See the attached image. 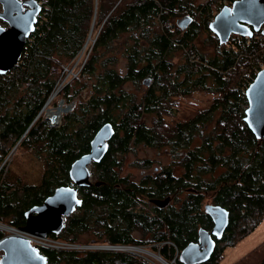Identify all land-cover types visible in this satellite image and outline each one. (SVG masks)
<instances>
[{
    "label": "trees",
    "instance_id": "obj_1",
    "mask_svg": "<svg viewBox=\"0 0 264 264\" xmlns=\"http://www.w3.org/2000/svg\"><path fill=\"white\" fill-rule=\"evenodd\" d=\"M210 6L193 0H100L102 26L89 60L59 94L74 107L61 127L51 128L42 117L35 119L55 88L58 69L86 44L95 0H47L14 68L18 74L0 75L1 223L24 227L31 207L61 186L76 187L69 177L72 163L90 152L96 133L111 123L115 133L108 151L90 170L93 183L100 185L78 188L81 207L51 238L77 242L80 234L91 232L96 243L153 245L168 263L178 250L176 264H182V248L198 238L201 228L212 230L206 206L213 204L229 212V225L204 264H222L227 251L259 226L264 140L244 120V90L248 78L251 83L256 78L253 63L263 56L264 40L243 37L237 50L211 54L219 39L200 40ZM185 16L193 22L182 31L177 22ZM182 46L200 62L191 63ZM120 62L123 70L117 68ZM130 83L136 90L127 88ZM199 92L212 99L207 108L194 110L191 98ZM19 141L45 162L38 185L13 182L3 173L2 164ZM137 147H166L174 160L159 173L133 181L121 171ZM151 164L152 159L139 158L132 165L148 169ZM174 168L182 170L180 176ZM167 195L180 204L169 205L166 215L153 211L149 199ZM208 198L211 203L204 206ZM39 251L48 264H148L123 252Z\"/></svg>",
    "mask_w": 264,
    "mask_h": 264
},
{
    "label": "water",
    "instance_id": "obj_2",
    "mask_svg": "<svg viewBox=\"0 0 264 264\" xmlns=\"http://www.w3.org/2000/svg\"><path fill=\"white\" fill-rule=\"evenodd\" d=\"M0 3L4 6L0 18L10 25L8 29L0 27V75H5L18 63L28 38L35 30L41 10L38 5L32 6L29 1L25 4L31 7L25 12H22V5L17 0H0ZM99 6L100 0H96L95 14L99 12ZM192 22L191 17L185 16L177 24L185 31ZM210 30L221 45L226 44L233 35L253 38L256 33H261L264 36V0H236L231 6L223 7ZM150 84L151 79L144 80L146 87ZM245 95L248 107L244 120L256 138L264 140V69L256 75ZM114 133L111 123L100 128L91 141L90 152L71 165L69 177L76 187L61 186L41 205L31 207L25 213L26 225L18 228L19 231L41 238H47L51 234L59 235L63 231L65 219L82 205L78 188L100 185V182L93 183L90 166L92 163H100L105 157ZM169 202L170 198H167L159 206L165 208ZM206 212L213 217L214 229L199 230V242L190 243L181 251L182 264L207 262L217 245L214 237L221 239L228 228L229 212L224 207L208 205ZM0 253L1 264H48L47 258L23 236L8 235L3 238Z\"/></svg>",
    "mask_w": 264,
    "mask_h": 264
},
{
    "label": "rangeland",
    "instance_id": "obj_3",
    "mask_svg": "<svg viewBox=\"0 0 264 264\" xmlns=\"http://www.w3.org/2000/svg\"><path fill=\"white\" fill-rule=\"evenodd\" d=\"M197 2L200 5H211L210 9L208 10L211 14L212 11H216V9H219V4L223 0H193ZM230 3V0H227ZM221 6V5H220ZM95 8H96V0H95ZM100 10V9H99ZM110 13V12H109ZM99 12L95 14L94 19L91 23L90 33L87 38V42L84 45L83 49L79 52V54L74 58L73 60H66L67 63L63 64L65 66H69L70 63H73L74 60L79 63L78 66H76L75 73L79 71L81 64L86 63L89 60L90 53L93 49L94 43L97 40L99 31L101 29L102 24L98 21ZM208 14L205 13V16ZM99 23V24H98ZM206 27V29H205ZM204 29H202V33H200V40H206L214 38V34L211 33L208 26H205ZM178 36V35H177ZM179 38V36H178ZM258 40H264V39H258ZM231 43H233V47L230 48ZM227 44V45H226ZM226 44V46H222V50H237L238 44L236 42V39L229 40ZM218 46L211 47V54L216 53L218 55ZM210 49V47H209ZM209 51V50H208ZM207 51V52H208ZM262 54H264V48L261 49ZM178 59H175V62H177ZM73 65H70L69 68H72ZM118 69H124V62H120L117 65ZM62 69V66L60 67ZM60 69H58V72H60ZM60 74V73H59ZM127 88H132L133 90H136V87L133 86L131 83L127 85ZM86 91H83V98L86 97ZM58 96L52 103H48L46 106V111L48 116H46V113H42L40 117L44 119L47 123L50 122V119L53 117L49 110L53 111L54 116H59L60 127L62 126L63 122V116L71 112V110L74 107V103H60L61 101H64L63 99L59 98ZM212 99V95L199 92L197 93L193 98H191L192 109L196 108H207L208 104L210 103ZM57 101V102H56ZM59 105V106H58ZM71 105V106H67ZM58 106V107H57ZM57 107V109L53 110L52 108ZM66 107L69 110L65 109L63 112H59V108ZM67 110V111H66ZM50 118V119H49ZM47 126V124H46ZM48 127V126H47ZM58 128V127H56ZM21 141H19L11 150L9 157L6 159V161L2 164V167H4V175L8 174V176L11 178V181L17 182L21 184H29V185H38L41 181V178L44 173L45 169V162L40 158V156L35 152V150H32L30 147H24L19 146ZM140 148V149H138ZM134 152H130L124 162V166L122 167L121 174L123 176H130V178L133 181L139 182L142 179L143 174L145 173H152L157 174V170H160L162 168H165L169 166L173 162V157L166 152V147H163L162 149H151V148H141L137 147L133 150ZM143 159V158H150L152 159V164L148 169L144 168H135L132 164L137 159ZM179 168H174L173 172ZM182 170L180 169V173ZM177 175V173H174ZM211 203V199H204V206ZM213 205V204H211ZM5 224V223H4ZM8 225V224H5ZM8 232V231H5ZM5 232H2L4 234H7ZM9 233V232H8ZM137 237L139 235L136 234ZM95 234L94 233H82L78 237L77 242H68L65 240H62V243L65 244V249L68 251H81V252H89L90 250H87L83 248L84 245H87L91 242H94ZM70 243V244H68ZM76 245H79L76 247ZM109 245V244H107ZM70 247V248H67ZM75 247V248H74ZM141 250H147L149 251V254L155 253L158 254V252H155L153 249V245H144L141 247H138L137 252L139 253ZM137 254L136 256H138ZM152 255V254H151ZM139 257V256H138ZM264 259V218L262 222L259 224V226L253 230L250 234H248L243 240L240 241V243L233 249H229L226 253V258L224 259L222 264H260L262 260Z\"/></svg>",
    "mask_w": 264,
    "mask_h": 264
},
{
    "label": "built area",
    "instance_id": "obj_4",
    "mask_svg": "<svg viewBox=\"0 0 264 264\" xmlns=\"http://www.w3.org/2000/svg\"><path fill=\"white\" fill-rule=\"evenodd\" d=\"M46 4H47V0H44V1H41L39 5L42 8L44 6L45 9H46ZM231 5L232 4H230L227 0H223L219 4V9H216V11H212V14L210 12H208V15H207L206 20H205V26H208L210 28V26L215 22L216 16L219 14L221 9L223 7L231 6ZM233 36H234L233 39H236L237 43L240 42L241 38H243L240 35H233ZM254 37L256 39H264V36L261 33H256L254 35ZM230 46H231L230 48H232L233 47V43H231ZM221 47L222 46L219 45L218 55H224L225 51L222 50ZM181 49H182L184 54L188 55L189 61L191 63L200 62V57L198 55L190 53L188 51V49H186V47H184V46H182ZM226 51H230V50H226ZM85 64L86 63H82L79 71L76 72V73H75L74 69L76 68V66L79 65V63L76 62L75 60H74L73 63H70V65H73L72 68H69L70 65L69 66L61 65L62 69L60 70V77H59V79L56 82L55 88H54L52 94L50 95L49 99L47 100L46 104L43 106L42 110L40 111V113L36 117L35 121H37L39 116H41V114L44 113V112L46 113V116H48L47 111H46V106L48 105V103H52L53 104V101L59 96L60 92L64 89V87L69 82H71L73 79L77 78V76L79 75V73L81 72V70H82V68L84 67ZM15 66H14V68H15ZM14 68H12L8 73H6L5 76H7V77L8 76H12L13 73L14 74L15 73L18 74V71H15ZM263 69H264V54H263V56H262V58L260 60H257V61H255L253 63L252 73L257 75ZM10 72H12V73H10ZM250 78H251V76L248 78V80H247V82L245 84L246 85L245 90H244L245 93H246V90L248 89V87L251 85ZM60 103H65V102L61 101V102H59V104ZM67 106H71V105H67ZM57 107L52 108V109L55 110V109H57ZM53 120L56 121L57 119L53 118ZM60 122H61V120H60ZM60 122L58 124H55L50 119V122H48V123L46 122V124H47L48 127L53 128V127H60V125H61ZM2 226L5 227L7 225H5L4 223L0 222V227H2ZM11 229L13 230V232H12L13 235H20V236L26 237L30 241L32 246L35 247L38 250L39 249H65L66 248L65 244L62 243V241L54 240L50 236L47 237V238H41V237H37V236L30 235V234H27V233H22L21 231H19L16 228H11ZM2 232H5V231H3L2 228H0V234H4ZM5 233L9 234L8 232H5ZM0 240H1V236H0ZM68 244H70V243H68ZM107 244L108 243H104L103 244V243L91 242V243H89L87 245H84L83 248H85L87 250H90V251H104V252H111V253L123 252V253L133 254L135 256L137 254H139L138 256L141 259L145 260L148 264H176V257L179 255V251L177 250V254H176V257L174 258V260L171 263H168L167 261H165L162 258V256L159 253L155 254V253L150 252L152 254L151 255V254H149V251H147V250H141L138 253L137 249H138V247H141V246L120 245V244L119 245L118 244H109V245H107ZM78 246L79 245H76V247H78ZM67 248H70V247H67ZM1 260H2V253H0V264H1Z\"/></svg>",
    "mask_w": 264,
    "mask_h": 264
},
{
    "label": "flooded vegetation",
    "instance_id": "obj_5",
    "mask_svg": "<svg viewBox=\"0 0 264 264\" xmlns=\"http://www.w3.org/2000/svg\"><path fill=\"white\" fill-rule=\"evenodd\" d=\"M27 1H29L31 4H32V6H34L35 4L36 5H38L39 7H40V10L42 11V10H44L45 9V7L43 6V8L39 5L40 4V2L41 1H44V0H17V2L19 3V4H21L22 5V12H25V11H27V10H29L30 9V5H27V4H25V2H27ZM4 12V6H3V4L2 3H0V13H3ZM39 16V15H38ZM38 16H37V19H38ZM37 24V23H36ZM36 24H35V26H36ZM0 27H3V28H5V29H8L9 27H10V25H9V23L8 22H6V21H4L3 19H1L0 18ZM26 47V46H25ZM25 49V48H24ZM93 168H96V165H94V163H92V165L90 166V170H92ZM157 173H159V170H157L156 171ZM174 173H177V175H175V176H180V168L179 169H176L175 171H174ZM152 173H145V174H143V176L142 177H144L145 175H151ZM92 178V177H91ZM172 197V196H171ZM169 195H167V196H165L164 198H158V199H149L150 200V202L151 203H149L151 206H152V210L153 211H155V212H157L158 213V210L159 211H161V213L163 214V215H166L165 213H167V209H168V206L169 205H173V204H180V202H176L175 201V199L172 197L171 198ZM167 198H170V202H169V205L167 206V207H165V208H161L159 205L164 201V200H166ZM77 211V210H76ZM75 211V212H76ZM74 214V213H73ZM73 214L71 215V216H73ZM70 216V217H71ZM211 216V218H212V221H213V217H212V215H210ZM69 218V217H68ZM66 220V219H65ZM213 224H214V221H213ZM214 229V226H213V228H212V230ZM211 231V230H210ZM197 237H198V234H197ZM214 240L216 241V248L218 247V245H219V242H218V240H220V239H216L215 237H214ZM197 243V242H199V237L198 238H196V240H192V241H190V242H188L187 243V245H189L190 243ZM187 245H185L183 248H182V250L187 246ZM215 248V249H216ZM181 250V251H182ZM181 253V252H180ZM211 258V257H210ZM202 264H204V263H202Z\"/></svg>",
    "mask_w": 264,
    "mask_h": 264
},
{
    "label": "bare ground",
    "instance_id": "obj_6",
    "mask_svg": "<svg viewBox=\"0 0 264 264\" xmlns=\"http://www.w3.org/2000/svg\"><path fill=\"white\" fill-rule=\"evenodd\" d=\"M50 105V104H49ZM48 105V106H49ZM65 109H67V110H69L68 108H66V107H61V108H59V112H63ZM66 110V111H67ZM49 112H50V114L53 116L52 118H51V120L53 121V123H55V124H58L59 122H60V119H59V117L61 116V115H59V116H54V113H53V111H51V110H49ZM40 117V116H39ZM53 118L54 119H57L56 121H54L53 120ZM0 228H2V230L3 231H8L9 232V234H12V232H13V230L9 227V226H5V227H0ZM138 250V249H137Z\"/></svg>",
    "mask_w": 264,
    "mask_h": 264
},
{
    "label": "clouds",
    "instance_id": "obj_7",
    "mask_svg": "<svg viewBox=\"0 0 264 264\" xmlns=\"http://www.w3.org/2000/svg\"><path fill=\"white\" fill-rule=\"evenodd\" d=\"M210 29V28H209ZM211 31V30H210ZM211 33L212 34H214L212 31H211ZM215 35V34H214ZM31 36V35H30ZM29 39V38H28ZM6 161V160H5ZM8 226V225H7ZM12 227V226H11ZM14 228V227H13ZM16 229H18V228H16ZM8 235H13V234H2V236H1V240H0V242L3 240V238H5L6 236H8ZM16 236H20V235H16ZM104 244V243H103ZM136 246V245H135Z\"/></svg>",
    "mask_w": 264,
    "mask_h": 264
}]
</instances>
